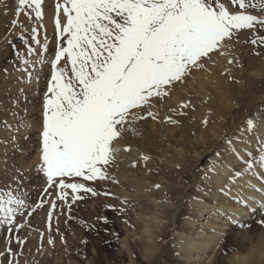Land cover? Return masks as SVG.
<instances>
[{"label": "rangeland", "instance_id": "obj_1", "mask_svg": "<svg viewBox=\"0 0 264 264\" xmlns=\"http://www.w3.org/2000/svg\"><path fill=\"white\" fill-rule=\"evenodd\" d=\"M58 2L62 4L63 0H42V19L36 20L31 8L23 9L16 16L12 9L16 2L4 0L1 15L4 20L0 27V188L8 183L15 188L12 177L21 174L23 198L35 211L28 216L26 210L16 217L15 224L21 225L18 231L14 227L9 232L8 225H0V253L6 252L10 246L16 253L11 257L14 264H143L144 259L139 256L143 246L139 241L148 234L149 226L153 227L155 224L152 223L156 222L165 230L158 228L153 234L168 241L161 254L157 251L159 256L149 259L146 264H173L171 246L177 243V234H184L182 244L184 248L189 247L188 227L183 222L187 217L194 216L190 199L200 188L209 190L212 186L202 187L204 182L201 178L203 172L209 175L206 170L211 168L209 162L215 158V152L236 157L235 151L227 154L223 146L233 150L236 142H243L246 136L253 135L243 131L245 121L250 117L256 122L254 129L258 135L264 137L260 133L261 127L264 128V124L260 123L264 118V56L252 58L253 52H258V49H254L250 40L244 42L243 36H249L250 30H242L230 46L221 50L223 55L214 53L211 59L203 61L202 67L191 69L182 82L170 88L167 97L153 98L149 110L156 119L145 113V119L135 121L113 145L118 152L107 169L109 178L84 182L94 188L97 195L81 191L76 195L83 199L73 201L72 190L68 189L67 198L61 201L56 195L59 189L49 188L51 195L44 194L46 178L38 171L43 97L51 78L50 60L54 58L58 43L55 35ZM221 2L228 5L230 0ZM248 2L256 4L255 9H248L249 14L264 19V11L260 9L264 0ZM14 18L18 21L15 27L11 24ZM59 18L64 19L62 9ZM32 28L37 29L35 35L39 44L31 40ZM29 47L34 50L32 55L27 53ZM42 47L46 51L40 57L38 54ZM40 58L44 63H35ZM23 60L27 61V65ZM60 63L63 66L64 61ZM28 73L32 74L31 80ZM251 80L262 82L259 87L249 90L247 87ZM182 104L188 107L183 108ZM216 109L237 112L233 117L226 118L228 125H225L221 121L222 115H218L219 120L215 115L209 116L210 110ZM165 117L171 119L166 120ZM208 117L220 130L217 134L224 137L217 143V150L215 148L213 152L206 153L207 148L194 149L191 145L201 137L206 139V136L210 141L217 140L216 134L206 125ZM199 122L204 124L196 125ZM157 128L161 135L173 137V141L161 144L159 150L149 146L145 141L146 134L143 135ZM180 128H187L191 135L188 141L181 135ZM225 137L232 141V145ZM202 153L206 154L202 156ZM135 155V162L140 160L141 167L132 170L130 165H123L124 159L134 158ZM144 156L146 160L142 159ZM180 161L186 171L174 177L161 170L156 172L147 168L148 163L161 168L172 162L176 166ZM122 167L126 178L121 174ZM41 198L45 203L36 207ZM50 199L56 202L51 219L48 216L51 204L47 202ZM255 213L256 219L236 230L251 228L254 236L258 237L264 231V223H261L264 221V207L260 206ZM203 217H207L206 214ZM17 236L24 240L22 246L18 245ZM49 239L52 244L48 243ZM123 240L125 246L121 244ZM231 243L230 236L224 237L220 246L229 247ZM233 252L236 249L227 248L218 256ZM9 258L0 256V264H8Z\"/></svg>", "mask_w": 264, "mask_h": 264}, {"label": "snow or ice", "instance_id": "obj_2", "mask_svg": "<svg viewBox=\"0 0 264 264\" xmlns=\"http://www.w3.org/2000/svg\"><path fill=\"white\" fill-rule=\"evenodd\" d=\"M2 4L4 0H0ZM41 5L42 0H16L15 14L19 16L23 9L31 8L35 19L41 20ZM249 8L255 9L256 4L248 0H230L228 5L221 0L58 2L55 20L58 43L50 60L51 78L43 97L40 132L38 171L46 178L44 194L51 195L49 188L59 189L56 195L61 201L67 198L68 189L72 190L73 201L83 199L76 195L81 191L97 195L84 182L109 178L107 169L118 152L113 145L135 121L145 119V113L156 119L149 110L153 98L167 97L170 88L182 82L191 69L202 67L203 61L211 59L214 53L223 55L221 50L230 46L242 30H255L257 25L264 27V19L249 14ZM61 9L63 20L59 18ZM260 9L264 11V3ZM17 22L14 18L12 26ZM31 32V40L39 44L37 29L32 28ZM250 43L264 46V33L254 36ZM44 51L46 48L42 47L38 55L42 57ZM33 52L31 47L27 49L28 55ZM22 62L27 65L26 60ZM35 63L44 61L40 58ZM28 76L31 80L32 74ZM260 123L264 124V118ZM245 124L243 131L252 134L256 127L254 119L248 118ZM255 140L259 154L254 156L245 149L238 158L246 167L233 171L229 183L236 185L239 178L251 174L262 185L253 190L261 191L264 190V138L256 135ZM228 143L231 145L232 141L228 139ZM254 167L260 171L254 172ZM20 175L12 177L15 188L12 183L0 188V225H8L9 232L21 227L15 224L17 216L26 210L31 216L35 211L25 203ZM47 202L51 204L48 212L51 219L56 202L51 199ZM234 202L249 206L243 197H237ZM44 203L41 198L36 207ZM17 243L22 246L24 240L17 236ZM48 243L53 241L49 239ZM5 255L10 257L8 264H14L11 257L16 253L10 246L0 253Z\"/></svg>", "mask_w": 264, "mask_h": 264}, {"label": "bare ground", "instance_id": "obj_3", "mask_svg": "<svg viewBox=\"0 0 264 264\" xmlns=\"http://www.w3.org/2000/svg\"><path fill=\"white\" fill-rule=\"evenodd\" d=\"M14 2H16V0H14ZM4 7L5 4L0 5V27L1 22L4 20V18L1 16ZM12 7L14 11L16 8V3ZM261 33H264V27H256L255 30H250L249 36H245V34L242 33L244 34L243 40L245 43H247L248 40H251L254 36L258 37ZM259 46V44L254 45V49H258V52H253V59L256 55L264 56V46ZM260 65H262V63ZM260 69H263V67ZM260 82L262 81L251 80L247 88L249 90L255 89L257 86H260ZM210 111L211 113L209 116L215 115V117L217 116V120H219L218 115H222L221 121L223 120L225 125H228L226 124V118L233 117L237 112L236 110L225 109L222 111L220 109ZM206 121H208L206 122V125L210 126L212 133L216 134L217 140L210 141L208 136H206V139L201 137L200 140L194 141L191 147L194 149L204 147L207 148L205 152L209 153L211 151L213 152L215 148L217 150V143L224 136L222 134H217L220 130L215 128V125L210 118ZM202 124H204V122H199L196 125L201 126ZM261 129L264 130L262 127ZM262 130H260V133L264 134L262 133L264 132ZM179 131H181V135L186 138V141L190 139L189 137L191 135L188 133L187 128H180ZM252 133L253 135L246 136L243 142H236L237 144L232 146V149H236V157L233 155L230 157H218L216 155V151L215 158L209 162L211 168L206 170L209 175H205L204 172L202 173L201 180L204 182L201 184L202 187L206 188L208 187V184L212 186L209 188V190H203L202 188L199 190L197 189L198 191L195 194V197L190 199V207L194 216L187 217L183 222L185 227H188L189 235L186 236L190 238L188 242L189 247L184 248V245L182 244V242L185 241L184 234H177V238L175 239L177 243H174L171 246L170 258L173 264H264V231L261 232L258 237H255L251 228H248L247 230H236L241 225H246V223L256 219L257 214L255 211H257L260 206L264 205V190H253L262 188L261 181L256 176L247 174L242 178H239L236 185L229 183V175L233 171H242L246 167V165L243 163V160L238 158L243 155L245 149L253 152L254 156L259 154L257 151L259 145L255 140L256 135L259 133L255 129ZM145 134L146 143L155 150H159L161 144L173 141L172 135H161V131L158 128L150 130L148 133H144L143 135L145 136ZM209 147L211 148L209 149ZM227 147L226 145L223 146L227 154H231L233 150ZM205 154L202 153L201 155L204 156ZM135 156L136 157L131 159H124L125 161H123V165H130L129 168L132 170L141 167L139 164L141 161L138 160L136 163L135 158H137V155ZM216 156L218 158H216ZM244 158L246 159L247 157ZM134 164H137V166L134 167ZM147 168L148 170L156 172L161 170L163 173L166 172L171 177H174L180 172L186 171L184 167H182V161H180L176 166H173L172 162L168 163L167 167L162 166L161 168L157 167L154 163H148ZM124 170L125 169L123 168L121 174L126 178ZM253 171L259 172L260 170L258 167H254ZM124 182H126L125 179ZM136 183L141 184L139 181H136ZM122 184L123 183H121V185ZM222 188L224 189L223 192H221ZM198 193L200 197H198ZM237 197H243L249 206L243 207L240 204L235 203L234 201ZM199 201H203V203H199ZM205 214L207 217L204 218L203 215ZM203 219H205V221ZM233 220L238 221V223H232ZM152 224L155 225L153 227L150 225L148 234L139 241V243L143 246V249L140 250L139 254L142 260L144 259L143 264H146L149 259H155V256H159L158 254H161V251L165 248L164 246H166V242L168 241L167 238H163L161 240L160 237L159 239L155 234H153L155 230H158V228L165 230V227H159V224L156 222ZM229 236L231 237L232 241L231 245L229 247L220 246L224 237ZM123 241L121 244L125 246L126 242L125 240ZM227 248L236 249V252L230 253L226 256H218L219 253L226 252ZM212 251L214 252L213 255H211Z\"/></svg>", "mask_w": 264, "mask_h": 264}]
</instances>
